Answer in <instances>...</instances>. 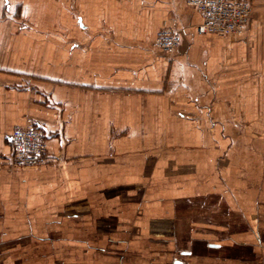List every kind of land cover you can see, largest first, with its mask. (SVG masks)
Wrapping results in <instances>:
<instances>
[{
  "label": "crops",
  "instance_id": "1",
  "mask_svg": "<svg viewBox=\"0 0 264 264\" xmlns=\"http://www.w3.org/2000/svg\"><path fill=\"white\" fill-rule=\"evenodd\" d=\"M253 9L244 34L217 36L196 33L187 0H0V264L264 255V0ZM165 27L175 54L154 45ZM28 124L48 163L9 169Z\"/></svg>",
  "mask_w": 264,
  "mask_h": 264
},
{
  "label": "built area",
  "instance_id": "2",
  "mask_svg": "<svg viewBox=\"0 0 264 264\" xmlns=\"http://www.w3.org/2000/svg\"><path fill=\"white\" fill-rule=\"evenodd\" d=\"M188 6L201 16L195 26L199 35H242L250 27L253 17V0H187ZM178 30L159 29L154 45L162 51L175 54L180 46ZM45 134L36 126H15L11 135L13 154L8 164L12 170L37 168L48 163Z\"/></svg>",
  "mask_w": 264,
  "mask_h": 264
},
{
  "label": "rangeland",
  "instance_id": "3",
  "mask_svg": "<svg viewBox=\"0 0 264 264\" xmlns=\"http://www.w3.org/2000/svg\"><path fill=\"white\" fill-rule=\"evenodd\" d=\"M216 228H218V226H215ZM232 231H234L233 229H232ZM216 233H217V231H216ZM233 235L235 236L236 235V233L235 232H233ZM186 243H188V242H183V245H182V247H185V246H187L186 245ZM133 244V246H135L136 245V243H132ZM156 244H159L158 242H156ZM194 244V243H193ZM221 244V243H220ZM226 244V243H225ZM224 244H222V249H226L227 250V253L229 254V255H231V256H234V257H237V256H239V255H241L242 257H246V259H247V261H246V263L245 264H260V262H259V260H261V257H262V261L264 262V255H263V253H262V255H260V257H259V259L256 257V255L253 253V252H250V251H248V253L245 255V253H246V250H244V249H239V247H237V246H235V245H228L229 247H224L223 246ZM190 246H188V248H189ZM136 249V248H135ZM202 250H203V248H201ZM201 249H199V250H197L196 249V247H195V251L197 252V253H199L200 255H202V254H205V255H214V256H217L216 255V252L214 253H210V252H205V251H202ZM183 250H185V249H183ZM207 251V250H206ZM184 252V251H183ZM182 252V254H178V258H182L183 260H184V262H186L187 264H188V260L190 259L188 256H186L184 253ZM126 253V252H125ZM129 254H131V257H129V258H123V259H120V260H122V262L124 261V262H127V263H131V261L133 262L134 261V259H136L135 257H137V254H138V252L136 251V250H132V252H130ZM127 255V254H126ZM230 256V257H231ZM126 257V256H125ZM241 257V258H242ZM187 260H186V259ZM211 261V264H220V261L217 259H214V260H210ZM185 264V263H184ZM231 264H233V263H231ZM264 264V263H263Z\"/></svg>",
  "mask_w": 264,
  "mask_h": 264
}]
</instances>
